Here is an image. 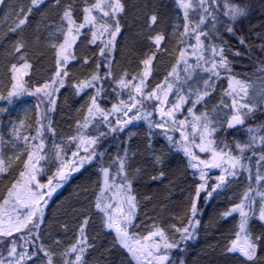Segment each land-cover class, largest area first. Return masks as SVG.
I'll use <instances>...</instances> for the list:
<instances>
[{
  "label": "trees",
  "instance_id": "trees-1",
  "mask_svg": "<svg viewBox=\"0 0 264 264\" xmlns=\"http://www.w3.org/2000/svg\"><path fill=\"white\" fill-rule=\"evenodd\" d=\"M193 1L196 2L194 10L204 7L201 15L196 12L197 19L204 16V20H200L201 23L192 32L189 41L193 42L195 37L200 35L202 48L204 52L207 51L204 60L212 57L217 67L213 71H207L209 75L204 73L207 76L204 78L207 84L201 90L196 88L194 93L188 95V101L179 114L182 117L187 115L197 97H205L200 99L194 110L197 115L208 117L212 128L215 129V149L219 142H227L230 134L226 129L227 118L223 114L225 105L221 104L223 100L220 98L219 85L216 84L218 77L214 73L220 72L219 75L223 76L224 81L226 78H233L250 87L264 88V0ZM94 2L95 0H44L43 3L33 6L31 0H0V18L6 19L0 21V77L5 90L13 83L11 66L15 64L19 67L24 62L31 65L23 80L28 91L35 92L36 88L50 82L57 71L58 50L51 45L54 39L52 26L56 23L66 24L63 13L69 8L73 20L77 24L82 23L84 8H91ZM120 3L123 5V11L117 18L120 32L111 45L105 47L108 41H93L91 27L80 31L72 53L75 59L62 69L68 73L67 76L61 77L64 85H53V88H59L52 96L54 105L51 104L50 107L48 98L41 94L27 93H20L0 102L6 106L0 114V134L9 124L18 125L21 112L25 111L28 120L22 135L29 138L21 144L12 141L10 152L19 149L18 159L9 155L8 145H4L0 151V159L5 161L6 168V171L0 172V208L12 186L17 182V187L23 185L26 176L21 177L20 173L25 171L24 161L27 159V153L39 142L43 141L44 148L40 154L45 157L37 165L36 178L40 183L55 178L51 172H57L60 168V159L72 166L70 179L60 184L57 194L44 207L41 219H33V223L39 222L38 227L29 224L21 232L0 236V261H3V264H13L20 254L24 253V264L41 258L42 262L48 263L49 257L45 256V252L50 255L68 253L70 259L72 253L68 250L74 244L78 246L81 239L79 229L87 220L88 223L84 226L87 246L83 264H135L120 248L114 233L99 226L97 221V203L102 204L108 193L113 194L118 186L121 185V188L125 184V181L117 178L120 177V171L117 176L116 174L120 169L119 164L127 157L128 162L124 170L131 179L125 191L129 189L131 196L135 197L134 221L130 228L143 235L150 234L156 228L165 232L169 241L174 242L176 246L161 249V253L168 256L164 264H264V223L261 221L253 219L248 227L251 240L257 248L254 261H248L228 250L239 230L237 216L225 215L231 212L236 203V181L226 178L222 184L226 192L215 193L213 183L208 182V177H213L207 175V186L205 185L197 197V188L202 183L200 174L191 168V160L176 149L179 141L174 132L170 146L166 142L168 140L165 131L160 130V127L150 129L143 123L137 134L130 135L127 131L119 132L114 120L107 122L104 119L113 106L121 108L120 114L125 109L122 101L128 105L134 103L132 96L136 97L135 104L143 103L131 87L133 82L140 80L143 73L142 60L154 54L150 75L145 80H163L176 56L170 40V31L176 20L174 0H120ZM232 8L243 9L244 14L233 19ZM153 15L157 17L155 23L151 22ZM22 17L27 18L26 23L12 31L18 19ZM192 21L191 25L195 27L196 19ZM229 28L231 31H228ZM110 32L107 34L109 39ZM156 35L164 36L159 48L152 39ZM59 38L58 34L55 44L60 42H57ZM18 42L24 44L21 52L14 51ZM102 48L104 55H101ZM213 48L217 49V53H213ZM221 48L224 50L226 66H220L218 52ZM133 74L138 75V79H133ZM93 75H97L98 79L92 81L88 91L96 97L100 111L93 108L89 114L86 106L81 103L85 91L78 90V86L85 81H91ZM121 79L128 83V87L120 86ZM200 81L198 78L197 85ZM205 91L208 95H203ZM149 104L148 112L152 111L150 118L155 121L156 101ZM249 117L257 120L255 124L264 137V113L261 106L254 109ZM84 121L92 122V132L89 136L97 140L89 151L95 153L92 158L85 160L82 165L76 164L73 156L76 143L73 140L59 149L60 159L54 160L53 140L60 141V138H65L66 130L73 131ZM38 124L41 126L40 141H37ZM111 128H116V131ZM33 137L36 139H32ZM81 159L79 158V161ZM110 159L117 167L116 170L108 169V175L105 177L98 172L97 163L105 160L108 163ZM254 161L251 160V163ZM106 166L109 167L108 164ZM250 168L251 177H254V165L250 164ZM193 200L197 207L194 217L190 212ZM190 220L194 227L189 226ZM195 221L199 223L195 224ZM184 227H188L191 233L188 239H183L182 234L176 231L177 228ZM153 241L161 242L159 237H153ZM13 243L16 246V254L10 256L9 251ZM56 259H52L53 264H57Z\"/></svg>",
  "mask_w": 264,
  "mask_h": 264
},
{
  "label": "rangeland",
  "instance_id": "rangeland-1",
  "mask_svg": "<svg viewBox=\"0 0 264 264\" xmlns=\"http://www.w3.org/2000/svg\"><path fill=\"white\" fill-rule=\"evenodd\" d=\"M96 2H97V0H95L94 4ZM105 2H111V0H105ZM174 2H175L174 10H175L176 20L174 21V25L172 26V29L170 31L171 48H172L173 52L176 54L174 64L172 65V67H169L170 69L168 70V73L165 76V79H163V80L153 79L152 81L145 80V84L142 88V94L139 95L140 101H142L143 103L136 104V106L134 108H132V110L127 113V115H124V112L127 111V109H124L120 114H119V112H113L111 110L108 114H106L107 115V122H111V120H114L113 122H115V126L119 132L127 131L130 135H135L138 133L139 127L143 123H146V125L150 129L151 128L153 129L154 127H156L157 124L164 123L165 121H167L168 127L167 128H161L160 130L165 131L164 133L166 134L167 140H168V138H167L168 134H169V136H172V134L174 132L178 138V141H179L176 149H179V145L181 143H185V141L181 137L179 131L172 130L174 127H176L175 125H173L172 120L169 119L167 116L161 117L159 109H160V107H163L164 110L167 111L168 109L173 108V106L175 104L180 103V108L176 109L174 111L173 115L177 121L184 120L186 122V126H185L184 130L190 134L188 137V141H187V144L190 147V150L192 151V153L194 155L199 157V159L210 160L212 158L211 152H200L199 148L196 147V145L200 143V130H198L195 133V135H192V128H191V124L193 122L194 117H200V120L197 122L198 125L203 124L205 122V118H206L207 123L209 125V130H212L213 128H212L211 123L209 122V118L206 116L203 117L199 114L197 115L195 113L196 111L194 109H195L196 105L198 104L196 102L193 103L191 105V107L189 108V109H191V114L189 113V109H188L187 115L182 117L179 114L182 112L184 106L186 105V103L188 101L187 100L188 95H190L191 92L194 93L196 88H198V89L200 88V90H201L202 87L207 84V81H204V78H207V76H205V74L209 75V73L205 69H211L212 63L214 62L212 60V57H210V56L208 57L207 61H205L204 59L198 60L197 56L202 55V54H204L203 57L207 56V51L204 52L203 48L197 49L196 40H193V42L189 41L190 36L193 35L192 32L195 31L197 29V25H199V23H201L200 20L201 21L204 20V16L203 17L200 16L201 15L200 13H201V11L204 10L203 9L204 7L200 8L198 10H196V9L194 10V5L196 4V2H194L193 0H174ZM181 2L189 3L190 7L187 10H185L184 8H182L180 6ZM197 3H200V2L197 1ZM198 7H200V6H198ZM91 8H93V6ZM105 10H108V9H105ZM108 11L110 12L109 16H104L102 11L96 10L93 8L92 14L97 17L95 27H92L91 25L85 26V27H91L93 29V32L97 33V39L95 41L99 40L100 42L105 43V42L110 40L108 38V35H107L108 32H110V31H108V32L102 31L101 26L103 24H106L107 22H109L112 24L110 26V24L107 23L109 25V30H111L113 24H115V21L117 20V18L121 14V12H118L113 16L111 14V11L110 10H108ZM185 11H187V13H188L187 18L185 17ZM196 12L200 14L199 15L200 18H198V19L196 17ZM1 15H2L1 17H3V14H1ZM195 19H196L195 25H194L195 27H192V25H191L193 23L192 20H195ZM1 20H6V19L0 18V21ZM186 26L188 28L187 33H185V27ZM52 27H53L52 31H54V34H52L54 39H53V43L51 45H53V46L55 45V47L59 48L58 45L63 43V40H64V34L67 30V22H66V24L56 23ZM58 34L60 35V38H59L60 40H57V42L58 41H60V42L55 44L56 36ZM77 40H78V37L76 39L75 44L69 50L71 55L73 53L74 47L77 43ZM181 51L185 52V56L183 58H181V56H180ZM169 59H170V57H169ZM71 60L72 59L70 58L69 61L67 62V64L70 63ZM185 60L187 61V64L184 62ZM173 69H175V72H173ZM18 70H19V74H20L22 80H24L26 75H24L25 70L23 69V65L19 66ZM203 70H205V71H203ZM210 73L213 74V72H210ZM218 73H220V72H218ZM137 76L133 74V77H136V79H138ZM141 76H142V74H141ZM217 77H218V80H217L216 84L219 85L218 90H219V94L221 95L220 98L223 100L221 102V104H222V106L225 105V108L223 110V114H224L225 118H227L226 129L229 131V134H230V136H229L230 138L227 142H225V141L219 142V146L216 147L215 149L213 148V145H215L214 143L211 146L214 150L219 151V152H223L226 154L224 156L223 160L221 161V167L205 168L203 165H199L198 161H192L190 159V157L187 156L182 150H180V151L182 152L183 155L187 156L191 160V165L197 164V167L191 166V168L193 170H197V172H199V174L201 173V171H203V172L207 173V175H212L213 178L208 177L209 178L208 182L210 183V181H211L210 184L213 183V186L212 185L211 186L213 188H215V193H220V192L225 193L226 192L223 189V186L218 179L221 175H225L226 178H230L233 181H236L235 191L233 190L234 194L236 195V197H235L236 203L231 208V210L235 206L243 203L244 211L248 213V223L246 226V231L250 237V234L248 232V227H249L250 221L255 219V220H258V221H261L262 223H264V220L260 219V211H261V208L264 207V137H263V134H260V128H258L255 124V123H257V120L249 117L250 114H253V110L260 107V106L262 109V113H264V88H262V87H250L249 85L242 83L243 85H245L247 87V95H245L244 93L239 91V85L234 83V81H238V80L233 79V78H226L224 81L222 75H218ZM198 78H200L201 81L197 85V79ZM145 79H148V77ZM139 83H140V80L138 82H133L131 84V87H132V85H138ZM230 83H231V87H230ZM168 84H171L172 88L170 91H168L166 103L164 105L161 106L159 101L156 100L155 98H151V99L146 98V95L148 93L156 91L157 94L161 97V99H164V91L168 90ZM195 85H197V86H195ZM157 86H160V87H157ZM10 90H11V87L8 90H5L4 83L2 81V77H0V96L5 97L6 99L10 98L7 95ZM80 90L85 91L83 94V98H82L81 103H82V105H85L86 109L88 110L89 106L91 105V98L93 96L88 91L89 90L88 87H85V88L80 89ZM132 90L134 91L133 87H132ZM2 93H4V94H2ZM180 97L184 98L182 103L179 99ZM234 97L238 101V103L248 104L251 107L252 111L249 112L247 108L240 109V112L242 114L246 113V115H242V119L244 122L242 124H234L233 127L228 128V122L231 120L232 115H234L235 111H236L233 108V98ZM241 97H243V99H241ZM204 98L205 97H203L202 99H204ZM49 99H52V97L48 98V100ZM3 100L4 99H0V102H2ZM152 101H156V107H155L156 117L154 118V119H156L155 121L150 118V115H152V111L150 110L151 113L148 112L149 111L148 108L150 106L149 107L147 106V105H150L149 103L150 102L152 103ZM50 107H51V104H50ZM4 108H6L5 104L0 103V114H1L2 109H4ZM24 113H25V111L21 112L20 121H18V123H19L18 125L9 124L8 126H6V129L4 130V132L0 134V151L2 150V147H4V145H8V149H9V153H10L9 155H11V157L13 159H15V157H17V155L20 152L19 149H16V151H13L12 153L10 152V149H11L13 142H16L15 144H19V143L21 144L23 141L22 138H23V135L25 132V125H26L27 120H28V118L26 117V115ZM133 116H136L138 118L137 119H131V122L124 124L123 128L121 130V125L117 124V120L119 119L121 121H128ZM150 125H151V127H150ZM38 127H39V131L41 132V126L39 124H38ZM91 127H92L91 121H84V123L81 122V124L77 126V129L75 128V130H73V131L66 130V137L65 138H60V141H57L54 139L53 140L54 160H58L57 159V153H59V149H62L66 143L73 141V139H72L73 137H75V143H76L75 153H78L77 156H74V158L76 159V164L80 163L79 158L87 157L89 155V153H90L89 151H90V149H92L93 145H88L87 143H85L84 145H80V140H81V138H84L85 141H87L89 139H95L94 137L89 136L90 133L92 132L90 130ZM51 135H52V133H51ZM17 136L21 137V139H17ZM30 136H32V135H30ZM207 138L215 141V138H213V132H212V135L207 137ZM40 140H41L40 136H38L37 141H40ZM193 141H195V143H193ZM166 142L168 143V145L172 146V144L169 140ZM230 143H233V145L231 146ZM39 144H40V142L38 144H36L31 149V151H35L36 146H38ZM238 145H239V147H238ZM85 147L88 148L87 152L84 151ZM231 148H232V150H231ZM241 148H243V151H241ZM200 154H202V155H200ZM59 156H60V153H59ZM229 157H231L233 159H236V158L239 159V163L237 164V167L235 169L231 168L232 160H230ZM251 160H255L254 163H251ZM127 162H128V158L125 157L123 160V168H121V166H120L121 164H119L120 169L117 171V174H116V176H117L118 172L120 171V174H119L120 177H117V178L119 180L121 178L122 181H125V184H123V186L121 188H119L121 185L118 186L113 191V194L108 193L107 196H105V200L101 204L102 206L111 205L110 208L106 209L108 215L118 217L121 219L122 222H123V217L121 216V212H118L117 209H120L124 215H127L128 211H129V205L126 202L125 197H126V195H131V192L129 189L125 191V188L127 187L126 185L128 184L129 180L131 179L126 174V172L124 170V169H126L125 165ZM106 163H107L106 160L104 162L99 161L97 163L98 172L102 173L103 176H105L103 174L104 173L103 169H115L116 170V167H117V165H115L111 161V159L107 163L109 165V167L106 166L107 165ZM250 164H253L255 167L253 170L254 171V177H251V174H250L251 173ZM67 165H68V163H67ZM60 167H61V165H60ZM225 168L229 169L230 171H234L236 174L235 175H227L224 172ZM66 170H67V168L65 169V172H66ZM51 174H54L55 177L58 176L56 170L51 172ZM27 179H28V177L26 176L24 181H23V185ZM69 179H70V176L68 175L64 182H67ZM126 180H128V181H126ZM37 182H39L38 178H36V181L32 182L29 185V187H31L33 189V191H37V189L35 187ZM43 184L48 185V181L43 183ZM57 184L60 186L61 183L55 182L53 185H57ZM201 184L206 185L205 177L202 180ZM217 185H219V187H217ZM18 188H20V186H18ZM47 189H48V187H45L44 189L39 190L44 194L42 200L40 201L41 205L43 206V209L45 206L48 205V203H50V201L53 199V197L57 194L59 187L55 188V191L52 192L51 196L48 195ZM13 191H15V190H13ZM246 195H247V199H245ZM5 200H9V203L5 204L3 202V204L0 208V227H8L10 220L14 221L17 216H23L28 211H30V208L25 207L23 203H17L15 195H13L12 197H9V195H8ZM134 213H135V209H134ZM231 214L237 216V218L239 220V224H240L241 217L239 215V212H231ZM108 215H106L104 211H101L98 208L97 221L99 222V226H102L105 230L111 231L112 233H114L116 240H117V243L119 244L120 248L128 255L129 259H131L135 264H137V260L133 257V255L125 247H123L119 243L115 229L114 228L110 229L107 227ZM33 219L39 220V219H41V216L39 214H37V216L34 217ZM133 221H134V217L131 219V224L133 223ZM131 224L128 225L126 230H127L128 235H129V242L133 246L138 247V245H136V243H135L137 240H139L141 242V244L152 242V241H145L144 240V237L149 236V234L143 235V234L137 233L136 229L130 228ZM250 239H251V237H250ZM79 246L80 245H78V247ZM234 253L241 255L239 252H234ZM69 255L70 254L63 255L61 252H59L57 254L53 253L51 256H52V259L57 258L56 259L57 264H64L65 260H69V261L74 260L75 254H72L71 258L68 259ZM41 259H39L38 261H34V262L31 261L30 264H48V263H45V261L42 262ZM15 261L13 262V264H15ZM47 261H48V258H47ZM166 262H167V260L164 263H166ZM21 264H24L23 261H21Z\"/></svg>",
  "mask_w": 264,
  "mask_h": 264
},
{
  "label": "snow or ice",
  "instance_id": "snow-or-ice-1",
  "mask_svg": "<svg viewBox=\"0 0 264 264\" xmlns=\"http://www.w3.org/2000/svg\"><path fill=\"white\" fill-rule=\"evenodd\" d=\"M44 0H31V3L33 6H37L38 4L43 3ZM56 2H59V0H56ZM180 6L187 10L190 7L189 3H180ZM93 8L96 10H100L103 12L104 16H109L111 11V14L114 16L116 13L123 11V5L120 3V0H111V2H105V0H97V2L93 5ZM93 8H84V17H83V23L77 24L73 18H72V11L71 9H66L63 13V20L67 22V30L64 34V40L63 43L59 45L58 51L56 52V57H57V71L55 73V77L48 83H45L42 87H38L35 89V92L28 91V89L25 87V82L22 80L19 70L17 65L13 64L11 66V72H12V86L11 90L8 92V97H16L20 95V93H27L28 95H36V94H42L44 97L51 98L54 94V92L59 91V88H53V85L58 84L60 87H63L64 85V80L61 78L62 76H67L68 73L67 71H62L63 67L66 66L67 62L69 59H75L74 56L71 55L70 49L72 46L75 44L77 37L80 34V30L83 29L86 25H91L92 27H95L97 17L92 14ZM108 9V10H105ZM31 9H29V12ZM232 13V18L235 19L237 16L243 15V9L240 8H232L231 9ZM187 11H185V17L187 18ZM27 18L22 17L19 18L15 28L11 29L12 31H15L16 29L20 28L22 25L26 23ZM157 20V17L155 15L151 16V22L155 23ZM102 31L108 32L109 31V25L108 24H103L102 26ZM188 28L187 26L185 27V33H187ZM228 31H231L229 28ZM120 32V25L119 21L116 20L114 26L111 28L110 36L111 39L107 42L105 47L109 46L112 44V42L115 40L116 35ZM97 39V33L93 32L92 33V40L95 41ZM155 45L157 48H159L161 42L164 40L163 35H156L155 37L152 38ZM196 42H197V49L202 48L203 44L200 40V35H197L195 37ZM24 47V44L22 42H18L17 45L14 48L15 52H21V49ZM55 47V45H54ZM213 53H217V49L213 48L212 49ZM223 48L219 49L218 54L220 55V66H226V60L223 56ZM104 49H101V55H104ZM181 58L185 56V52L181 51L180 52ZM21 60H23V56L20 57ZM152 59H154V54L153 56H149L148 58L142 60V64L144 65V70L142 73V76L140 77V83L138 85H132L134 88L135 93L137 96L142 94V88L145 84V78H147L150 75L151 72V62ZM198 60L204 59L203 55L197 56ZM187 64V61H184ZM85 63H87V60H85ZM31 67L30 64L27 62L23 63V69L25 70L24 75L27 74V69ZM217 67L216 62L212 63V68L211 69H205L206 71H213ZM173 72H175V69H173ZM215 75H219L218 72L214 73ZM98 79L97 75H93L91 78V81H85L81 83L78 86V90L83 89L85 87H90L92 86V81H95ZM133 79H136V77H133ZM235 84L239 85V91L247 95V87L243 85L240 81H234ZM119 84L121 87H128V83L121 79L119 81ZM160 87V86H157ZM231 87V83H230ZM172 88L171 84H168V90L164 91V99H161V97L157 94L156 91H153L151 93H148L146 95V98L151 99L155 98L156 100L159 101L160 105H164L166 103V98L168 95V91H170ZM203 95H208V92L205 91ZM203 96H198L197 100L195 101L196 103H199L200 99H202ZM0 99H5V97L0 96ZM131 99L134 101L131 105L124 104L122 101L121 103L123 104L124 108L127 109V111L124 112V115H127L129 111L132 110L136 106L135 101L136 97L132 96ZM181 103L183 102L184 98L180 97L179 98ZM243 99V97H241ZM49 103L54 105L55 100L54 99H49ZM93 108H95L97 111H100L96 97L93 96L91 98V106L88 108L89 114L92 113ZM180 108V103H177L173 106V108L168 109L167 111L164 110L163 107H160V115L161 117L167 116L169 119L172 120L174 127L172 130L174 131H179L181 137L185 141V143H181L179 145V150H182L187 156L190 157L192 161H198L199 165H203L205 168H217L221 167V161L223 160L224 156L226 155L223 152H219L214 150L211 146L214 143L213 140L208 139L207 137L212 135V132L215 131V129L209 130V125L207 123V120L205 118V122L203 124L198 125V121L200 120V117H194L193 122L191 124L192 128V135H195V133L200 130V143L196 145V147L199 148L200 152H211L212 158L210 160H203L199 159L196 155L192 153L190 150V147L187 144L189 133H187L184 129L186 126V122L184 120H179L177 121L173 115L174 111L176 109ZM233 108L236 110L235 114L232 115L231 120L228 122V127L231 128L234 126V124H242L244 121L242 119V115H246V113L242 114L240 112V109L242 108H247L248 111H252L251 107L248 104H240L238 101L233 98ZM113 112H119L121 111L120 107L113 106L112 109ZM189 113L191 114V109H189ZM105 120H107V115H105ZM138 117L133 116L130 118L128 121H121L117 120V124L121 125V130L123 128V125L126 123L131 122V119H137ZM87 120V117L85 118ZM151 127V125H150ZM156 127L160 128H167V121L164 123L157 124ZM112 131H116V128H111ZM41 133L38 130L37 131V136H40ZM103 135V133H101ZM169 141H172V137L168 136L167 137ZM17 139H21V137L17 136ZM25 142L28 141V137H23L22 138ZM32 139H36V137H33ZM75 140V137L72 138ZM87 143L88 145H94L97 143L96 139H89L85 141L84 138H81L80 140V145H84ZM195 143V141H193ZM239 147V145H238ZM44 144L43 141L40 142L38 146H36L35 151H29L27 153V159L24 161V169L25 171H22L20 173L21 177L27 176L28 179L24 183V185L20 186V188L17 187L19 182L17 184H14L12 186V190H9V197H12L15 195L17 203H23L25 207L30 208V211H28L26 214L23 216H17L14 221L10 220L9 226L8 227H0V236H11L13 235L14 232H21L24 229L28 227L29 224H32L33 227H38L39 222L37 221L36 223H33V218L39 214L41 217L43 215V206L41 205L40 201L43 198V193L39 191L40 189H44L45 187H48V195L51 196L52 192L55 191L56 187H59V185H53L52 180L48 181V185H45L43 183L37 182L35 187L37 191H33L29 185L36 181V175H37V165H39L40 160L44 159L45 157L42 156L40 153L43 151ZM84 151H88V148H84ZM241 151H243V148H241ZM95 153H90L89 156L84 157L80 160V164L82 165L85 160H90L92 156ZM78 153H73V156H77ZM19 157H17L18 159ZM57 159H60L59 153H57ZM230 160H232L231 163V168L235 169L237 167V164L239 163V159H233L229 157ZM60 164L61 167L57 169V175L61 180L66 179L67 177L65 176V169L68 167L67 163L60 159ZM121 168H123V162H121ZM192 167H197V164H192ZM77 170V169H73ZM6 171L5 168V161L3 159H0V172ZM105 177L108 175V169H103ZM224 172L227 175H235L236 173L234 171H230L229 169L225 168ZM161 175H163L161 173ZM207 175V173L201 171L200 173V178L203 180L204 177ZM155 179V177H154ZM219 181L221 184L225 182V175H221L219 178ZM219 187V185H217ZM205 185L200 184L199 187L197 188L196 195L199 197L200 191L204 190ZM15 190V191H13ZM213 191H215V188H213ZM208 195H211V192L208 193ZM127 204L129 205V211L127 215H124L123 212L120 209H117L118 212H121V216L123 217V222L121 221L120 218L114 217L112 215H108L106 209L110 208L111 205H106L102 206L100 203H97V208H99L101 211H104L106 215H108V223L107 227L112 229L114 228L116 233H117V239L119 243L125 247L132 255L133 257L137 260V264H164V262L168 259V256L166 253H161V249H168V248H173L176 246L174 242H170L168 237L166 236L165 232L160 229L156 228L155 231L151 232L149 236L144 237L145 241H152L151 243H145L141 244L139 240H137L135 243L138 245V247L133 246L129 242V235L127 233V227L129 224H131V219L134 215V209H135V197L131 195H126L125 197ZM245 199H247V195L245 196ZM5 204L9 203V200L4 201ZM190 212L192 216L194 217L197 213V207H196V202L193 200ZM231 212H239V215L241 217L240 219V224H239V231L236 233V239L231 241V246L229 247V251L232 252H239L243 257H245L248 261H254L256 259V245L254 242L251 241L249 235L247 234L246 231V226L248 223V213L244 211V205L241 203L240 205L235 206ZM231 212L225 213V215H231ZM260 219L264 220V207L261 208L260 211ZM88 221L85 220L83 222V225L80 227L79 232H80V237L81 239L78 241V245L74 244L71 246V248L68 250V252L75 254L74 255V260L69 261L65 260L64 264H83V255L86 251V246H87V241L86 237L84 236V226L87 225ZM198 221H195V224H198ZM189 226L194 227L195 225L193 222L190 220L189 221ZM30 231V229H29ZM177 232H180L182 234L183 239H188L191 237V233L189 232L188 227H184L183 229L177 228ZM186 234V235H185ZM153 237H159L160 238V243H157L153 241ZM23 238V237H22ZM43 251V249H41ZM16 254V246L13 243L12 248L9 251L10 256H15ZM45 256H48V264H53L51 255L48 252L44 253ZM68 253H65L67 255ZM25 258V254L21 253L19 258L15 261V264H21V261ZM31 258V257H29ZM0 264H3V261H0ZM11 264V262H10Z\"/></svg>",
  "mask_w": 264,
  "mask_h": 264
},
{
  "label": "water",
  "instance_id": "water-1",
  "mask_svg": "<svg viewBox=\"0 0 264 264\" xmlns=\"http://www.w3.org/2000/svg\"><path fill=\"white\" fill-rule=\"evenodd\" d=\"M59 180H61L60 178H58Z\"/></svg>",
  "mask_w": 264,
  "mask_h": 264
}]
</instances>
